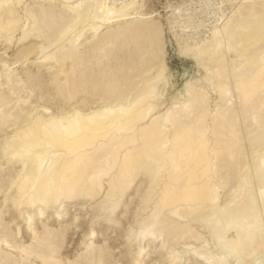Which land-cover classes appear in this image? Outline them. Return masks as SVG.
Returning a JSON list of instances; mask_svg holds the SVG:
<instances>
[{
  "label": "bare ground",
  "instance_id": "obj_1",
  "mask_svg": "<svg viewBox=\"0 0 264 264\" xmlns=\"http://www.w3.org/2000/svg\"><path fill=\"white\" fill-rule=\"evenodd\" d=\"M23 1L0 0V39L4 38L8 45L21 21L16 8ZM39 1L44 4L34 9L26 7V26H22L19 45L31 36L47 43L29 46L20 50V55L24 63L34 57L38 66L55 67L51 68L50 87L58 100L71 103L73 108L71 115L65 111L53 116L43 105L42 110L28 114L19 124V109L28 97L17 101L19 107L11 111L10 99L0 90V131L19 124L7 138L2 157L9 164L21 163L2 202L13 212L17 229L11 224L1 225L0 264H66L60 254L68 228L61 224L67 205L95 199L108 177V189L98 207L106 226L117 227L122 202L134 188L138 175L144 173L149 177V186L139 209L143 211L154 195L158 194V198L138 230L128 236L129 247L146 240L148 251L159 242V251L169 250L177 240L194 234L196 229L190 221L196 220L208 232L218 233L216 248L227 254L220 256L206 251L204 246L187 249L188 258L199 263L230 264L229 258H235L236 264H243L245 254L252 248L264 249V154L258 155L264 142V50L258 46L264 41V0H242L235 13L223 21L221 31L226 34V43L214 34L203 46L180 49L203 72L187 80L184 92L179 91L171 106L159 115L162 102L157 88L164 85L165 92L169 85L164 31L160 22L137 15L139 0L122 5L107 0ZM57 1L63 4L60 8L55 6ZM227 53H233L237 62L232 70L226 62ZM135 71H140L139 82L134 79ZM11 74L5 72L0 78L5 77L7 86L14 89ZM36 76H29L31 92L43 89L41 75ZM212 93L219 101L215 111L209 109ZM83 96L86 99L78 106ZM42 98L43 95L38 99ZM91 98L100 102L89 111L83 110ZM236 104L239 110L234 108ZM209 118L212 146L207 136ZM244 128L256 166L260 189L254 194L257 196L248 192L253 181L247 174V179H235L237 170L245 166ZM231 179H239L234 194V189L230 194L236 200L221 210L220 196ZM4 185L0 181V192ZM260 200L261 214L256 211ZM43 210L53 211L61 227L52 229L44 224L41 234H29L30 243H19L24 228L26 232L31 229V218H43ZM230 233L233 238H229ZM193 237L202 240L198 233ZM93 238L89 236L83 255L67 263L106 264L110 253L107 248L97 247ZM9 248H14L15 254ZM144 251L145 248L138 249L125 263L138 264L145 257ZM166 253L170 264H180L181 257L174 250Z\"/></svg>",
  "mask_w": 264,
  "mask_h": 264
},
{
  "label": "rangeland",
  "instance_id": "obj_2",
  "mask_svg": "<svg viewBox=\"0 0 264 264\" xmlns=\"http://www.w3.org/2000/svg\"><path fill=\"white\" fill-rule=\"evenodd\" d=\"M107 1L111 3L116 2L117 4L122 5L124 2H127L129 0H107ZM138 3L139 5L137 6V12H138L137 15H143L145 17H149L155 21L160 22L163 26V31H164L163 37H164L165 50H166L165 52L166 75L169 78V85L167 89L165 90V92H163L164 85H161V87L158 86L157 88L158 89L157 92L160 93L159 95L161 96V102H162V107L160 111L158 112V115H159L160 113H162V111L167 110L171 106V102H174L175 100L174 97L178 94L179 91L184 92V85L187 80L191 79L192 77H198L203 72L202 67L199 68L195 64L193 59H191L188 56L182 55L179 52L180 49L185 46L194 47V45L200 46L203 43L206 44L208 43V41L210 42L213 39L212 37L214 34H216V36L218 37L220 36L221 40L223 39V42L225 41L226 43V39H227L226 34L224 31L223 32L221 31L223 30L222 28L223 23L232 14L235 13L237 8L242 3V0H166L165 2H161V0H139ZM39 4H44V3H40L39 0H24L21 5L17 6L16 15L21 18V19L19 18L21 21L19 22V25L17 26L14 32L15 34L13 33L14 34L13 41L8 45L7 42L4 41V38L0 39V76L2 74H5V72L12 73L11 74L12 80L13 81L15 80L13 82V85L16 86V87L14 86L15 87L14 89H11L5 83L4 81L5 77H3V79L0 78V81H2L0 82V87L2 86L0 90L2 89L1 91H3L6 94V96L10 99L8 108H11L10 109L11 111L13 110L15 111L19 107V103L22 99L26 100L27 97L29 99V100L27 99V102H26L27 104L25 103L26 104L25 105L24 103H22L23 105L22 109L21 108L19 109V111L22 114L21 119L18 120L20 122V123L18 122L19 124L24 123L28 114L29 115L36 114V112L42 110L44 106L49 107L48 112L52 115L57 114V113H65V111L71 112L73 108L71 107V103H67V101L65 100H58L59 98L58 96H56L55 90L52 87H50L52 86L51 71H53L55 67H53L52 65H46L43 67L38 66L37 64L34 63V60H35L34 57H32L31 60H29L27 63H24L20 55V52L29 46L30 47L36 46V45L40 46L44 43H47L46 40L37 38L36 36L34 37L31 36L27 39V41H24L25 43L23 45L21 46L19 45L20 43L19 40L21 36L23 35L22 28L24 29V27L26 26L25 25L26 24V7H29V9H32L33 7L35 8ZM62 5L63 4L60 3L59 1L55 3V6H57L56 8L58 7L60 8ZM160 6L164 7L163 8L164 10H161L159 8ZM211 8L213 9L210 10ZM203 15H206V17H202ZM206 27L208 29V32L203 30ZM216 32L218 33V35ZM258 44H259L258 46L260 47V50L261 49L264 50L263 49L264 41L261 42V45L263 47L260 45V43ZM45 45L48 46V44H45ZM223 53L224 52H222V54ZM14 62L16 63L14 64ZM226 62L228 64L229 69L232 70L235 66V63H237L234 60L233 53L226 54ZM8 67H10V69L12 70L9 71ZM142 69L143 68H141L140 71H143ZM140 71L134 72L135 74L134 79L136 82H139L141 80V76L138 74L140 73ZM36 75L37 76L41 75L40 80L43 83L42 84L43 89L42 91H38L37 89L31 92L32 89L28 87L29 86L28 82L30 80L29 76L35 77ZM12 90H15L17 94L12 93L11 92ZM38 92L41 93V95H43L42 101L38 99L39 96L41 97V95ZM161 92H163L164 94ZM30 94L31 96H27ZM162 94L164 95L163 98H162ZM84 99H86L85 96H83V98L80 99L77 105L78 104L81 105ZM43 100L45 101L47 100V101L44 102ZM17 101L19 103H17ZM87 101L89 103V106H85L86 108L84 107L85 109L83 110L85 111H89V107H92V106L94 107L97 105V103L100 102V100L98 99L96 100L92 98L87 99ZM10 103H12V106L10 105ZM209 104H210L209 105L210 111H215L216 107L219 106V101L217 99L216 94L212 93ZM238 105L239 104H236L234 106V108L237 110H239L240 108ZM34 108H38V109H35L34 111ZM71 114L72 112L69 113V115ZM211 122H212L211 118H209L207 122V125L209 126L207 136L208 138H210V141H211L210 145L212 146L214 145V142H213V137L211 133V125H212ZM19 124H15V126H12L11 128L8 127L5 131H2V130L0 131V172H1L0 181L3 182V185L5 184L3 187V191L0 192V213L1 215L5 216V217L4 216L2 217L0 215L1 216L0 223L2 222L0 226L3 225L4 223H5L4 225L11 224L13 228H16V229H17V226L14 225L15 222H13V217H11V216H14L13 212L10 211V207H7V208L3 207L2 202L5 199L4 195L7 193L5 189L9 185V182L13 174L14 173L16 174L17 171L20 169L21 163H13V164L10 163L9 164V162L6 161V159L2 157L3 156L2 153H3V146L6 145L5 143H6L7 138L8 137L10 138L14 134V131L12 130L14 127H16ZM241 131H242L241 133L243 135V138L244 137L246 138V136L249 137V135H246L245 128L242 129ZM245 138L243 139L244 157H245V159H243V164L245 166L241 164V166H244L242 171H240L241 167L239 169L240 173L237 170L240 176L239 174L237 176V172H236L235 173L236 178L235 177L234 178L237 179V177H239L240 179V177L242 178L247 174L246 176L249 177L248 179H250L251 182L253 181L252 182L253 185L251 183V186L249 187L248 192L250 193L252 191V193L254 192L253 193L254 195L255 192H257L256 194L260 193V189L256 182V176H255L256 166L254 165L255 161L252 155L253 153L249 146V140H248L249 138L247 139ZM260 147L263 148V150ZM260 147H259L260 149H258L259 156H261L260 154H264L263 153L264 152V142L262 146ZM259 150H261L262 153ZM141 173L143 172L141 171ZM165 175L166 174L163 173V176ZM138 176L139 177H137V179L134 182L135 184L134 188L127 194L125 199L123 198L124 199L122 202L123 210L117 214L119 215L118 217L120 219L119 220L120 224H118L117 227L106 226V222L103 219L104 215L102 214V211H100L98 207L99 204H101V202L104 200L105 192L108 189V177L104 180V187L95 199L93 200L82 199L83 201L79 200V201H76V202H73L67 205V207L65 208L66 215L64 216V219H62L65 221H63L61 224L63 225L62 228H65V226H68V228L67 229L65 228L66 229V239L64 242L65 247L62 249L61 254H60V256L63 258L66 264L70 263L71 261H75L79 256L83 255L86 252V249L89 245L88 243L90 242L89 236L91 235H93L94 238L92 241L93 242L95 241V245L97 247L101 246V247L107 248L106 250L109 251L111 259H109L107 256L108 259H106L107 260L106 264H120V263L127 264L125 262H128V260H130L131 257L135 254V252H137V250L140 248H145L144 255H143L145 257L141 258L138 264H159V262L163 264H170L171 258L168 259L170 255L166 253V250L167 252L174 250L181 257L180 264H202L196 260L188 258V254H187L188 253L187 251L190 248L195 247V248L201 249L202 246H204L205 250L207 249L209 252L218 253L220 254V256H224V257L227 256L226 251H224L223 249L218 250V248H216V245L214 243L215 235H217L218 233L214 234V233L208 232L205 226L202 225L201 222H198L196 220H191L190 224L193 227V230L196 229L195 230L196 232L194 231V234L198 233L201 236L202 240L200 239V241L199 240L197 241V239L195 240V237H193L194 234L193 235L191 234L185 239L182 238L180 240H177L175 244H171L173 248L171 247L169 250L166 248V250L162 252L159 251L160 242L159 244L155 243V245L151 248L150 251H148L150 248L148 246L149 242H145L146 240H144L141 244L131 245L129 247L128 240H127L128 236L131 233L138 230L140 221L144 219L145 216L149 215V213H151V211L154 209V206H155V205L153 206V204H155L158 198V194L156 196L154 195L153 196L154 198L149 203V205L143 211L140 210L141 209L140 205L142 206L141 200L146 194V191L149 186V177L145 173L142 175L140 174ZM244 178L247 179V177H244ZM163 180H164V177H163ZM238 180L231 179L227 189L221 193L220 200H219V206L221 210L222 209L225 210L226 209L225 206L228 207V204H232V200H233V203H235L236 198L235 199H233V197L231 198L230 194L232 192H233L232 195L234 194V191L236 190L234 189L235 186L238 187V182H237ZM216 181L218 180L216 179ZM252 186L254 188L250 189ZM231 189L232 190L234 189V190L232 191ZM254 196H257V195H254ZM261 204H262V201L260 200L259 205L257 202V208L259 206V209L256 208V211L259 212L260 210L259 212L260 214L263 213L261 211L263 210L261 209L263 205ZM25 214L26 216H28L29 214L28 210H25ZM43 214H44L43 218H39L36 215L31 218V222H32L30 223L31 229H29V231L26 232L24 228V235L21 237L19 243L21 244L30 243L31 236L33 235V233L37 232L38 234H41V232L43 231L44 224L52 229L53 228L57 229L61 227V225L58 226L59 223L57 222V220H55L56 216L53 211H45V213ZM1 229H2V226L0 227V230ZM91 233H94V234H91ZM232 235L233 233H230L229 238H233L234 235L233 236ZM128 247L130 249H128ZM9 249H10L9 251H11L12 253L14 252L15 254L14 248L12 250L11 248ZM128 251L129 253L130 251H132L133 253L127 254ZM147 251H148V255L147 254L145 255ZM245 255H246L244 256L245 258H243L244 260L243 264H246L245 262L249 264L253 262L255 264H264V249L263 248L262 249L252 248L250 252L246 253ZM229 261H230V264L237 263L235 262V258H229Z\"/></svg>",
  "mask_w": 264,
  "mask_h": 264
},
{
  "label": "built area",
  "instance_id": "obj_3",
  "mask_svg": "<svg viewBox=\"0 0 264 264\" xmlns=\"http://www.w3.org/2000/svg\"><path fill=\"white\" fill-rule=\"evenodd\" d=\"M166 0H161V2H165ZM161 10H164L163 8L164 7H162V6H160L159 7ZM213 8H211L210 10H212ZM202 17H206V15H203ZM203 30H205V31H207L208 32V29H207V27L206 28H204ZM172 35V34H171ZM173 37V36H172ZM174 39V38H173ZM176 42V41H175Z\"/></svg>",
  "mask_w": 264,
  "mask_h": 264
}]
</instances>
